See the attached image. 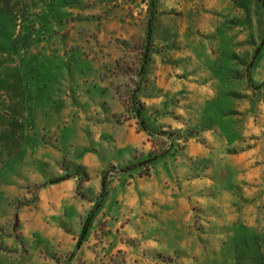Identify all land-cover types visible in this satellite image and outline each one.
<instances>
[{
	"label": "rangeland",
	"instance_id": "374dc122",
	"mask_svg": "<svg viewBox=\"0 0 264 264\" xmlns=\"http://www.w3.org/2000/svg\"><path fill=\"white\" fill-rule=\"evenodd\" d=\"M2 97L0 252L264 264V0H0Z\"/></svg>",
	"mask_w": 264,
	"mask_h": 264
},
{
	"label": "crops",
	"instance_id": "0c3cea01",
	"mask_svg": "<svg viewBox=\"0 0 264 264\" xmlns=\"http://www.w3.org/2000/svg\"><path fill=\"white\" fill-rule=\"evenodd\" d=\"M77 67L78 68H76V69H78V71H76L77 72L76 74H78V76L80 77V82L89 85L88 88L86 87V89H85V92L87 94H90L91 92H93L94 89L98 90L99 89L98 87H100V90H104L105 82H102V81H99L98 79H95V77L91 76V74L87 70L85 72L84 71L82 72L81 70H79V67H82V68L85 67L86 69L89 68V63H88L87 60L77 64ZM95 83L100 85V86H98V85L95 86ZM3 98L4 97H2L1 100H5L6 102L2 103L0 105H2L4 107L3 108V110H4L3 114L5 115V119H4V121L2 123H0V131H2L4 129L5 130L8 129V127H7L8 126V122L11 121V120H9V118H6V117L10 116L11 111H9L8 109H10L13 106V103L10 102L7 97H6V99H3ZM0 111H1V109H0ZM0 144H3V145L6 146V144H8V143H7V141L0 140ZM23 146H24V144L22 145V147ZM27 167H29V161L27 159H25V160L23 159V161H21V166L16 167V169L14 171V175H13V177H11V179H14V180L15 179H21V180L24 179L25 177H24L23 173H24V169H27ZM61 176H63V175L61 174L60 177ZM55 178H57V176ZM68 181L69 180H67L65 182H62V183H67ZM49 184H50V182H49ZM59 184H61V183H59ZM59 184H50V185H53V186H51L49 188L47 186V188L50 190L51 188L56 187ZM17 185L18 186L13 185L12 187H7V188L3 187V188L0 189V195H1V197H0V213L9 214V213L12 212L10 208H7L6 203L2 204V202L4 200L6 202L7 199L10 198L9 196L11 195V190L14 189V187H21V185H19V184H17ZM18 193H19V191H18ZM10 199H12V198H10ZM16 200H18V198ZM11 201H13V199ZM16 211L17 212H19V211L24 212V206H23V208H20L19 204L15 205L14 212H16ZM17 220H18V218H17ZM10 240H11L10 242L13 241L12 239H10ZM23 258H24L23 254L20 255L17 252H12L10 254L9 253H4V252H0V264H24L23 263V260H24Z\"/></svg>",
	"mask_w": 264,
	"mask_h": 264
},
{
	"label": "trees",
	"instance_id": "16d2710c",
	"mask_svg": "<svg viewBox=\"0 0 264 264\" xmlns=\"http://www.w3.org/2000/svg\"><path fill=\"white\" fill-rule=\"evenodd\" d=\"M150 6L151 7H154L152 4H150ZM148 30H149V32H151V29L150 28ZM144 57H147L146 52L144 53ZM143 72H144V66H142V69H141V73H143ZM135 110L137 111V115H138V118L140 119L141 125L145 126V128H146V123H145L144 119L141 116L140 110H138V108H136ZM162 154H164V153H162ZM156 159L157 158H156L155 155H153V156L151 155L145 161H140V162H137V163L130 164V165L126 166L125 169L130 171V170H134V169H137L139 167L145 166V168L143 169L144 170V174L145 175H148L149 169H151V163L154 160H156ZM77 169L82 170L80 166H77ZM66 179H68V176H63V177H60L58 179L52 180L51 183H53V184L54 183H59V182L64 181ZM104 184H105V178H103V180H102V186H104Z\"/></svg>",
	"mask_w": 264,
	"mask_h": 264
}]
</instances>
